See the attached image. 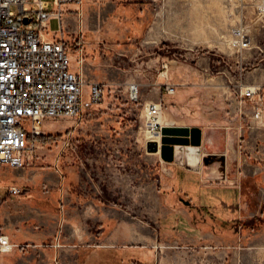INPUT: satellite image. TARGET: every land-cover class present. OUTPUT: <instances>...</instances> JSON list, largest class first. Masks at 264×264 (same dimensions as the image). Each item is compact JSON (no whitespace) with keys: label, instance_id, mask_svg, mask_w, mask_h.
Returning a JSON list of instances; mask_svg holds the SVG:
<instances>
[{"label":"crops","instance_id":"crops-1","mask_svg":"<svg viewBox=\"0 0 264 264\" xmlns=\"http://www.w3.org/2000/svg\"><path fill=\"white\" fill-rule=\"evenodd\" d=\"M45 1L48 12H63V26L52 17L42 31L53 22L59 28L51 37L43 33L44 39L81 41L89 83L116 84L120 54L128 45L145 48L161 41L158 0H81L61 8L55 0ZM251 50L235 59L236 66L250 60ZM212 55L188 52L186 60L169 66L168 79L154 74L147 83L150 92H141L142 105L164 104L165 127L201 131L200 146H176L173 162L161 163L160 153L153 158L166 184L162 193L160 187L145 188L142 181L129 186L121 173L113 183L108 167L102 174L94 165L91 174L61 163L56 152L44 151L48 142L36 141L22 168L1 165L0 233L13 248L1 255L0 264H174L182 259L180 253L149 249L155 238L123 214L128 208L142 210L145 201L153 209L161 195L174 221L167 225L166 245L234 241L223 220L246 213L248 205L243 207L241 200L255 185H262L257 189L264 195V79L227 75L222 66L210 72L218 64ZM71 58L77 62L76 54ZM169 83L177 85L174 95L165 90ZM253 88L260 93L245 97L244 90ZM258 110L262 115L256 118ZM13 188L20 193L13 194Z\"/></svg>","mask_w":264,"mask_h":264},{"label":"rangeland","instance_id":"rangeland-1","mask_svg":"<svg viewBox=\"0 0 264 264\" xmlns=\"http://www.w3.org/2000/svg\"><path fill=\"white\" fill-rule=\"evenodd\" d=\"M259 5V0H158L161 41L145 48H141L139 43L128 45L129 48L120 54L122 70L118 82L106 85L104 99L94 104H89V85L92 83L85 77L87 56L83 43L59 39L66 43L70 56L76 54L77 61L81 56L80 48H83L84 65L73 61L72 68L85 77L87 105L85 115L79 121L58 118L43 123L41 136L49 144L44 151L56 152L57 161L68 166L79 165L84 173L89 171L93 174L95 165L103 174L104 168L108 167L113 183L115 174L121 173L129 186L142 181L145 188L156 191L160 187L162 193L166 184L161 178V169L157 170L153 160L160 152L147 151L148 140L152 137L146 126V104L129 99V85L137 83L140 93L150 92L151 85L147 83L153 81V75L160 74L163 79H168L169 66L174 67L186 60V54L191 51L202 55L216 53L217 69L215 64L210 72L219 71L222 66L227 75L241 78L242 75L254 74L264 79V12ZM28 7L33 9L31 4ZM12 11L18 14L19 7L12 6ZM239 27L247 28L252 39V56L241 67L236 66L235 59H241L244 51L232 46V31ZM58 28V23L53 22L42 33L51 37ZM163 58H166V63H163ZM170 85L177 89V85ZM36 141L39 142V137ZM160 159L161 163H168L162 159L161 153ZM255 186L251 194L241 200L243 207L248 205L246 213L243 211L239 218L223 220V229L233 233L234 239L224 245H166V228L174 221L173 212L165 209L163 195L159 206H153V209L145 201L142 210L128 208L123 214L128 220L142 224L145 233L155 238L149 249L159 254L167 251L180 253L182 259L174 261V264H264V195L257 189L262 185ZM132 199L128 196L127 203L131 204Z\"/></svg>","mask_w":264,"mask_h":264},{"label":"built area","instance_id":"built-area-1","mask_svg":"<svg viewBox=\"0 0 264 264\" xmlns=\"http://www.w3.org/2000/svg\"><path fill=\"white\" fill-rule=\"evenodd\" d=\"M80 1L55 0V3L61 8L65 3ZM259 2V9L264 12V0ZM12 6L19 7L18 14L12 11ZM47 7L45 0H0V167L3 164L16 168L24 166L26 156L35 149V139L42 135L45 121L58 118L79 121L85 115L87 82L83 73L73 71L72 59L63 40L44 39L42 30L52 17L63 26V12L50 13ZM232 46L240 51L251 49L252 39L247 28L233 29ZM80 51L77 62L83 66L82 47ZM89 89V104L104 99L102 84L92 83ZM128 91L132 102L141 101L139 84L131 83ZM166 91L173 95L176 88L167 84ZM259 93L260 90L247 89L244 95L251 99ZM145 108L148 131L161 137L164 125L160 118L164 104L150 102ZM261 115L262 111L258 110L255 117ZM11 191L20 193L17 188ZM12 248L10 239L0 233V257Z\"/></svg>","mask_w":264,"mask_h":264},{"label":"water","instance_id":"water-1","mask_svg":"<svg viewBox=\"0 0 264 264\" xmlns=\"http://www.w3.org/2000/svg\"><path fill=\"white\" fill-rule=\"evenodd\" d=\"M25 24H29L26 19ZM161 143L157 141H149L147 144L148 152H160L165 162H173L175 160L176 146H200L201 131L199 129H188L182 127H163Z\"/></svg>","mask_w":264,"mask_h":264},{"label":"bare ground","instance_id":"bare-ground-1","mask_svg":"<svg viewBox=\"0 0 264 264\" xmlns=\"http://www.w3.org/2000/svg\"><path fill=\"white\" fill-rule=\"evenodd\" d=\"M254 89H255V88H253V90H254ZM160 123H161V124L163 123L162 115H161V118H160ZM168 124H169V125H172V122L169 121ZM149 134H150V136L152 137L150 140L157 141V142H160V143H161V137H160V135L154 134V133H152V132H149ZM160 143H159V144H160Z\"/></svg>","mask_w":264,"mask_h":264},{"label":"trees","instance_id":"trees-1","mask_svg":"<svg viewBox=\"0 0 264 264\" xmlns=\"http://www.w3.org/2000/svg\"><path fill=\"white\" fill-rule=\"evenodd\" d=\"M44 138H45V137L40 136V137H39V142H44V140H45Z\"/></svg>","mask_w":264,"mask_h":264}]
</instances>
